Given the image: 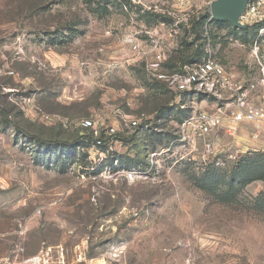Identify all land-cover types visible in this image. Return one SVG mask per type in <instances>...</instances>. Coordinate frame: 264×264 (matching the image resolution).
Returning a JSON list of instances; mask_svg holds the SVG:
<instances>
[{
    "label": "rangeland",
    "instance_id": "1",
    "mask_svg": "<svg viewBox=\"0 0 264 264\" xmlns=\"http://www.w3.org/2000/svg\"><path fill=\"white\" fill-rule=\"evenodd\" d=\"M223 22L215 57L259 80L264 32ZM205 25L181 0H0V264H264V122L200 136L148 69L158 36L160 75L197 62Z\"/></svg>",
    "mask_w": 264,
    "mask_h": 264
},
{
    "label": "built area",
    "instance_id": "2",
    "mask_svg": "<svg viewBox=\"0 0 264 264\" xmlns=\"http://www.w3.org/2000/svg\"><path fill=\"white\" fill-rule=\"evenodd\" d=\"M218 0H181V5L186 10L195 8L198 12L206 15L205 34V54L197 62L185 64L180 73L174 75H160L162 65L167 60V51L163 37L158 36V41L153 46L154 58L148 64V69L154 78L164 80L172 93L174 94V104L181 110L189 107V98L191 96L207 95L221 102L223 105L218 107L214 114H208L196 110V115L191 117L185 124V127L196 125L200 136H207L221 126L223 108L232 107L231 118L233 123H253L264 121V107H255L252 105L251 98L258 91L259 86L264 88V67H262L261 78L257 82H237L231 80V75L225 67L217 60L212 49L210 30L216 20L212 14V6ZM239 24L245 29L261 25V32H264V0H248L244 13L239 18ZM158 34L155 31V34ZM199 42L200 41H196ZM264 94V91H263ZM264 99V98H263ZM192 105L194 103L192 102ZM122 113L117 110L116 116L121 117ZM99 120L87 119L83 121L84 127L96 129ZM128 127H138L139 122L129 120ZM109 135L115 134L114 127H106ZM97 145H100L98 142ZM209 152H213V146L208 145ZM220 164V163H217ZM51 257L48 253L42 251L37 255L23 260L20 264H50Z\"/></svg>",
    "mask_w": 264,
    "mask_h": 264
},
{
    "label": "crops",
    "instance_id": "3",
    "mask_svg": "<svg viewBox=\"0 0 264 264\" xmlns=\"http://www.w3.org/2000/svg\"><path fill=\"white\" fill-rule=\"evenodd\" d=\"M231 75V80L234 82V83H237V82H257V81H254V80H248V79H244V78H241L239 77L238 75H234V74H230ZM263 91H264V88L263 86H259L258 88V91L255 92L254 96L251 98V102H252V105L255 106V107H264V94H263ZM203 96H206V95H200V96H191L193 97L192 101L194 103V105H196V110H199V111H202V112H206L208 114H214L217 112L218 110V104L216 102H218L216 99L213 98L214 100V104L211 103L209 104L207 101H202V99L199 100V102H197V98L196 97H203ZM209 97V96H208ZM212 98V97H210ZM201 103V104H200ZM227 112H230L229 114V118L226 117V114ZM231 112H232V107H229V108H223V113H222V124L221 126L223 125H227L228 124V131L231 132L230 134L232 135L234 132L237 131L238 128H240L243 124H251V123H233L232 122V118H231ZM264 121H258V122H253V123H263ZM252 123V124H253ZM259 134L260 132L258 131V133H255L253 136H255L256 139H258L259 137ZM256 143V142H255Z\"/></svg>",
    "mask_w": 264,
    "mask_h": 264
},
{
    "label": "water",
    "instance_id": "4",
    "mask_svg": "<svg viewBox=\"0 0 264 264\" xmlns=\"http://www.w3.org/2000/svg\"><path fill=\"white\" fill-rule=\"evenodd\" d=\"M248 0H218L212 6V14L216 21H228L234 27L245 30L239 24V18L244 13Z\"/></svg>",
    "mask_w": 264,
    "mask_h": 264
},
{
    "label": "trees",
    "instance_id": "5",
    "mask_svg": "<svg viewBox=\"0 0 264 264\" xmlns=\"http://www.w3.org/2000/svg\"><path fill=\"white\" fill-rule=\"evenodd\" d=\"M217 22V21H216ZM219 23V22H218ZM221 23H224V22H221ZM262 28V26L261 25H257V26H254V27H251V28H248L247 30H251V31H257L258 32V30H260ZM199 41V39H194V41ZM193 45H196V47L197 48H201V46H199L198 47V45H200V43L199 42H193L192 43ZM204 50H202L201 51V53L199 54V57H198V61L200 60V59H202V57L204 56ZM192 63H194V61L193 62H188V63H186V64H192ZM82 129H84V130H92V131H96V130H94L92 127H84L83 125H82ZM139 127V126H138ZM91 131V132H92ZM93 133V132H92ZM93 138V134L91 135V136H86L85 138H81V139H79V141L77 142L76 140L73 142V143H71V144H65L64 146H65V148H69L70 147V149H72V146H74L75 144H82V145H84V143L81 141L82 139L84 140V139H86V140H90V139H92ZM94 139V138H93ZM122 141V142H124L125 140L123 139V135L121 134V133H118V132H116L115 134H112V135H109L108 133H107V131H106V128L104 129V139L103 138H99V139H94L93 141H95L97 144H98V142L100 143V147H104L106 150H108V149H110L111 147V145L112 144H114L115 142H118V141ZM56 142V141H55ZM55 142L53 141V142H48L47 144H49V145H54L55 144ZM44 143V142H43ZM234 182H236V180H234ZM231 187H232V183H231Z\"/></svg>",
    "mask_w": 264,
    "mask_h": 264
}]
</instances>
